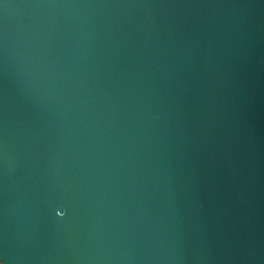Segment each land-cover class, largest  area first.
Returning <instances> with one entry per match:
<instances>
[{
  "label": "water",
  "instance_id": "water-1",
  "mask_svg": "<svg viewBox=\"0 0 264 264\" xmlns=\"http://www.w3.org/2000/svg\"><path fill=\"white\" fill-rule=\"evenodd\" d=\"M0 259L264 264V0H0Z\"/></svg>",
  "mask_w": 264,
  "mask_h": 264
},
{
  "label": "snow or ice",
  "instance_id": "snow-or-ice-1",
  "mask_svg": "<svg viewBox=\"0 0 264 264\" xmlns=\"http://www.w3.org/2000/svg\"><path fill=\"white\" fill-rule=\"evenodd\" d=\"M58 214L61 215V216L64 215L63 211L59 212ZM0 264H5L3 259H0Z\"/></svg>",
  "mask_w": 264,
  "mask_h": 264
}]
</instances>
